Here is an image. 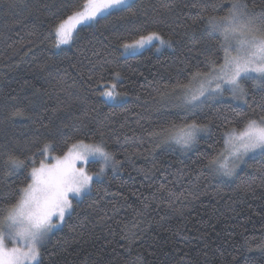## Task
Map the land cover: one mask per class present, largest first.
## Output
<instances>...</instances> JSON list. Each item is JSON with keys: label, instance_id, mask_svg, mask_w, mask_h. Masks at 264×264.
Here are the masks:
<instances>
[{"label": "trees", "instance_id": "16d2710c", "mask_svg": "<svg viewBox=\"0 0 264 264\" xmlns=\"http://www.w3.org/2000/svg\"><path fill=\"white\" fill-rule=\"evenodd\" d=\"M245 2L264 19V0ZM85 3L0 0V206L31 182L28 157L39 167L102 134L120 163L74 203L41 248V264H264V156L230 178L207 167L227 130L264 115V89L248 83L247 104L208 103L195 114L177 103L210 57L222 63L221 37L208 34L207 20L227 15L232 0H134L59 49L57 25ZM151 32L169 48L122 55L124 43ZM112 84L119 103L101 95ZM193 120L209 131L192 148L162 143L167 128ZM44 143L54 151L41 156ZM10 155L25 167L10 170Z\"/></svg>", "mask_w": 264, "mask_h": 264}, {"label": "snow or ice", "instance_id": "6c2138e0", "mask_svg": "<svg viewBox=\"0 0 264 264\" xmlns=\"http://www.w3.org/2000/svg\"><path fill=\"white\" fill-rule=\"evenodd\" d=\"M132 7L131 0H86L81 10L73 11L57 25L56 46L69 43L78 25L93 26L100 23L98 18L107 19ZM247 9L245 0H232L227 15L207 20L208 34L218 33L221 37L222 63L210 57L207 70L196 71L189 83L182 85L185 89L183 105L189 114H195L210 101L231 99L247 104V81L264 89V19L251 15ZM153 41L165 44L158 33L151 32L132 43H124L125 54L135 55ZM116 76L119 77V73ZM101 95L114 100L120 94L112 84L105 86ZM16 115L19 113H13ZM208 131L209 125L195 120L173 124L165 130L162 143L190 149L197 143V137ZM224 145V151L207 163V167L221 176L231 177L248 158L257 154L264 156V115L249 118L239 129L227 130ZM49 151H54L51 143H44L39 149L41 156ZM89 157L101 165L95 173L97 179L103 176L105 169L115 170L120 163L108 151L102 134L99 141L92 143L72 142L62 156L54 158V164L41 161L36 167V158H27L31 164V182L19 190L17 199L0 206V264H41L40 249L53 230L65 222L66 215H71L73 199L82 198L92 190L93 175L86 173L83 167H76L77 160L87 163ZM6 163L10 170L25 167V161L16 156L7 157Z\"/></svg>", "mask_w": 264, "mask_h": 264}, {"label": "rangeland", "instance_id": "374dc122", "mask_svg": "<svg viewBox=\"0 0 264 264\" xmlns=\"http://www.w3.org/2000/svg\"><path fill=\"white\" fill-rule=\"evenodd\" d=\"M133 1H134V0H131V3H132ZM98 19H99V18H98ZM82 26H86V25H78L77 28H76V30L72 33V37H71V40L69 41V43H67V44H61L58 48L61 49V48H66V47H68V46L72 43L76 31H77L80 27H82ZM150 48H154L157 52H161V51H163V50H165V49H168L169 47H168V43H167L166 41H165V44H164V45H160V43H159L158 41H153L151 44L146 45L143 49H141V50H140L138 53H136L135 55L140 54V53H142V52H144L145 50L150 49ZM122 55H123L124 57L134 56V55H126V54H125L124 47H123V49H122ZM248 83H252L253 86H254L255 88H258V87L255 86V82H253V81H247V82L245 83V87H246V89H247V84H248ZM184 91H185V90H183L182 93L180 94V96H179L180 99H178V102H177L178 105H180L183 109H185V107H184V105H183V100H182L183 95H184ZM104 99H105L107 102L112 103V104L119 103L120 100H121L119 96H118L116 99H114V100H109V99H107L106 97H104ZM214 102H230V103H234V104H237V105H243V104H244V103H242V102L235 101V100H231V99H226V100H223V101H210L209 103H214ZM259 157H261V155L257 154V155L254 156V157H250V158H248V159H247V162H246L245 164H241V165L236 169L234 175H236V174L239 173L241 170H243L244 168H246V166L248 165L249 162H251V161H253V160H255V159L259 158ZM54 158H55V157H54ZM54 158L47 157V159L45 160L44 163H45V164H54V163L56 162ZM90 163H99V161H93L90 157H89L87 163H85L83 160H77V161H76V167H77V168H81V167H83V169H84V171H85L86 173H88L89 175H93V182H92V184H93L94 181L100 180V179L104 176V174H103V176H102L100 179H97L96 176H95V174H90V173L88 172V165H89ZM99 164H100V163H99ZM111 169H113V168L109 167V168L105 169L104 172H107L108 170H111ZM217 175L220 176V177H223V178H230V177L221 176V175H219L218 173H217ZM234 175H233V176H234ZM233 176H231V177H233ZM87 194H88V193H86L82 198H79V199H73V206H74V203L79 202L80 200H82ZM72 209H73V207H72ZM68 217H69V215H66V217H65V221H66V219H67ZM64 223H65V222H64ZM64 223H63L59 228L54 229L53 232L49 235V238H50V236L53 235L55 232H57L58 230H60V229L63 227ZM49 238H48V239H49ZM46 242H47V241H46ZM10 246H11V245H10ZM16 246H18V247H22V245H16ZM42 247H43V246H42ZM42 247H41V248H42ZM40 250H41V249H40Z\"/></svg>", "mask_w": 264, "mask_h": 264}]
</instances>
